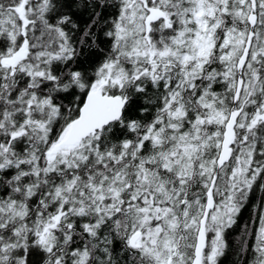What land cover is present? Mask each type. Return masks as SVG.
Wrapping results in <instances>:
<instances>
[{"label":"snow or ice","instance_id":"obj_1","mask_svg":"<svg viewBox=\"0 0 264 264\" xmlns=\"http://www.w3.org/2000/svg\"><path fill=\"white\" fill-rule=\"evenodd\" d=\"M229 254L264 264V0H0V264Z\"/></svg>","mask_w":264,"mask_h":264},{"label":"trees","instance_id":"obj_2","mask_svg":"<svg viewBox=\"0 0 264 264\" xmlns=\"http://www.w3.org/2000/svg\"><path fill=\"white\" fill-rule=\"evenodd\" d=\"M243 216H244V220L246 221L247 217H248V213L244 212ZM232 259H233V257L229 254L228 256L225 257L223 264H231Z\"/></svg>","mask_w":264,"mask_h":264}]
</instances>
